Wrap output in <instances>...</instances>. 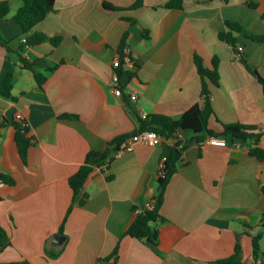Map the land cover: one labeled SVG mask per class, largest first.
Returning a JSON list of instances; mask_svg holds the SVG:
<instances>
[{"label": "crops", "instance_id": "obj_1", "mask_svg": "<svg viewBox=\"0 0 264 264\" xmlns=\"http://www.w3.org/2000/svg\"><path fill=\"white\" fill-rule=\"evenodd\" d=\"M137 0H56L55 10L28 33L14 19L23 0L9 2L0 20V82L12 74V95L0 94V174L13 184H0V225L10 244L1 263L97 264L112 257L115 264H219L233 254L237 237L245 264L254 262L253 236L264 230V161L250 147L228 140L227 146L203 143L192 134L163 136L158 145L136 143L117 153L109 168L95 167L74 203L69 178L90 150L103 151L111 141L139 129L133 110L180 117L202 100V79L194 55L214 68L219 58L220 84L209 82L216 113L209 126L241 122L264 129V90L241 60L244 56L264 77V42L239 36L241 54L219 37L226 21L242 23L264 34V0H143L136 9L114 10L104 2L129 7ZM252 3L253 6H250ZM36 33L62 36L24 46ZM138 67L123 75V94L111 84L112 63L124 35ZM38 62L48 79L40 87L21 58ZM137 98L132 99L131 94ZM28 122L32 145L27 162L15 141L14 120ZM64 114L77 117H63ZM180 139L184 144L177 173L169 182L159 220L157 244L124 235L158 193L164 157ZM264 148V134L260 140ZM109 176H113L109 179ZM84 200V203H80ZM56 234L65 237L55 241ZM264 251V234L260 240ZM60 249L50 257L46 249Z\"/></svg>", "mask_w": 264, "mask_h": 264}, {"label": "trees", "instance_id": "obj_2", "mask_svg": "<svg viewBox=\"0 0 264 264\" xmlns=\"http://www.w3.org/2000/svg\"><path fill=\"white\" fill-rule=\"evenodd\" d=\"M56 0H23V5L19 8L17 13L14 16V19L22 26L24 32L28 33L31 31L38 23L45 19V17L52 11L55 10ZM250 6H253L252 3H249ZM104 6L109 9L114 10H123V9H136L143 6V0H137L133 5L129 7H120L112 3L104 2ZM165 7L168 8H182V0H170L165 4ZM10 12L9 2H3L0 4V20L7 18V15ZM226 29L220 31L219 37L221 40L227 42L235 49L236 53L241 54L239 50V36L243 35L244 37L257 41L264 42V34H256L249 31L246 26L238 21L227 20ZM127 34L124 35L122 41L121 49L127 44ZM0 36V41L3 42L8 48V42ZM62 40V36L50 37L44 33H36L34 35L26 38L24 46L26 45H36L43 43L45 41H50L54 45H58ZM121 52V51H120ZM242 62L247 67V69L254 74L262 83L264 90V77L259 73V71L251 66L249 61L244 57L240 56ZM194 60L198 72L202 79V100L194 104L190 109L185 111L180 117L175 118L165 114H151L146 117L137 113L133 110L138 123L139 129L132 134H125L117 137L110 142L109 147L103 151L90 150L86 155L85 161L79 170L70 176L69 184L74 192V203L69 207L63 223L60 227V233H65V224L66 221L73 210L75 205V200L84 186L89 175L95 167L109 168L112 161L114 160L116 154L121 150V143L127 138L131 137L137 132L143 130H154L162 136L170 137L177 133L182 134H192L193 138L196 139L197 143L202 149L203 143L207 140L208 137L218 136L225 137L231 142H240L246 144L250 147V153L253 156H256L260 161H264V148L260 146V140L264 134V129L259 128L257 125L244 124L241 122H232V123H223V130L217 132L214 129L210 128L209 122L211 116L215 115V110L212 103V90L210 89L209 82H212L215 85L220 84V74L218 71L219 58L216 56L214 58V68H207L204 64V59L198 53H195ZM22 65L32 70L35 73L36 79L40 87H43L48 77L40 72L38 67V62L29 61L26 58H21ZM138 67V64H137ZM131 73V72H130ZM133 73V72H132ZM131 73V74H132ZM122 75H125V72L121 71ZM128 74V73H126ZM12 74H9L6 79L0 82V94L14 98L12 95ZM63 117H77L76 115L64 114ZM14 127L16 129L15 141L18 146L20 156L24 162H27L28 152L30 146L32 145V137L29 135V126L25 125L23 122L15 119ZM182 141L179 139L174 142L170 147V153L165 160L164 165L160 169L158 176V193L153 198L155 203L154 208L146 209L141 212L137 219L128 227L124 235H130L141 241L151 242L157 244L160 239V229L157 225L159 220L164 221L165 218L161 214V205L164 200L166 188L171 181L172 177L177 173L180 165V161L183 155V148L180 147ZM109 179H112L113 176H109ZM0 180L2 183L13 184L15 182L12 176L6 174H0ZM264 191V188H263ZM0 200H2L0 196ZM84 200H80V203H84ZM264 222V217H263ZM264 234L262 233L253 236V255L254 262L252 264H264V251L261 248V237ZM10 244L9 237L6 230L0 225V252ZM63 248L60 249H51L47 248L46 252L50 257H58L62 252ZM119 244L116 246L112 257L114 260L111 262V257L103 258L106 264H115L118 260ZM243 248L240 242V236L237 237V242L235 249L232 255L218 259L216 262L219 264H245L243 261ZM0 264H28L26 262H11V263H1Z\"/></svg>", "mask_w": 264, "mask_h": 264}, {"label": "built area", "instance_id": "obj_3", "mask_svg": "<svg viewBox=\"0 0 264 264\" xmlns=\"http://www.w3.org/2000/svg\"><path fill=\"white\" fill-rule=\"evenodd\" d=\"M24 42H26V39H24ZM239 50L240 52H242L243 50L242 45L239 46ZM136 68H137V60L135 59L133 55L132 48L129 44H125L120 54L113 60V63H112L113 72H112V77H111V84H112V87L116 95L121 96L123 94V82H122L123 75L121 74V71L125 73H130V72L135 71ZM131 98L133 100L136 99L137 98L136 93L134 94L132 93ZM143 116L146 117L148 115L145 114ZM16 119L23 122L25 125H28L27 120L24 118V116L21 113L17 114ZM162 138L163 136L154 130H143V131L137 132L121 143V150L118 153L124 150H132L136 143H146L150 145H158L161 142ZM208 142L214 145H221V146L228 145V141L225 137L211 136L209 137ZM183 145L184 143L182 142L180 147L183 148ZM166 159L167 157H164L163 165ZM1 183L2 181L0 180V184ZM154 205L155 203L152 200L149 206L147 207V209L154 208ZM139 212L141 213L143 211L139 210ZM97 264H106V262L103 260V258H101L98 260Z\"/></svg>", "mask_w": 264, "mask_h": 264}, {"label": "water", "instance_id": "obj_4", "mask_svg": "<svg viewBox=\"0 0 264 264\" xmlns=\"http://www.w3.org/2000/svg\"><path fill=\"white\" fill-rule=\"evenodd\" d=\"M54 239L57 243L61 244L65 240V237L61 234H56Z\"/></svg>", "mask_w": 264, "mask_h": 264}]
</instances>
